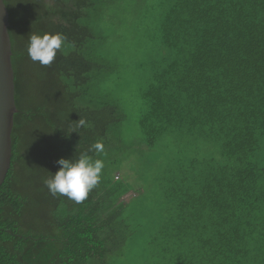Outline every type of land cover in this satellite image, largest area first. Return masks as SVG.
Returning <instances> with one entry per match:
<instances>
[{"label":"trees","instance_id":"1","mask_svg":"<svg viewBox=\"0 0 264 264\" xmlns=\"http://www.w3.org/2000/svg\"><path fill=\"white\" fill-rule=\"evenodd\" d=\"M4 3L18 113L0 188V264H111L140 225L124 199L130 182L118 178L124 115L93 92L115 67L97 21L104 0ZM152 13L164 57L143 93L139 128L168 208L149 245L162 264H264V0H163ZM57 32L67 54L33 62L29 36ZM80 117L90 126L78 128ZM192 137L209 151L157 166L168 140ZM97 141L104 153L92 149ZM82 152L104 160L100 183L81 203L53 197L44 180L60 158Z\"/></svg>","mask_w":264,"mask_h":264},{"label":"rangeland","instance_id":"2","mask_svg":"<svg viewBox=\"0 0 264 264\" xmlns=\"http://www.w3.org/2000/svg\"><path fill=\"white\" fill-rule=\"evenodd\" d=\"M163 0H104L102 22L105 30L101 33L105 40L102 44L111 55V62L115 67L94 85V98L102 97L116 102L124 115L122 126L123 138L117 144L125 153L119 154L125 163L119 166L121 174L130 182L132 192L124 197L135 209L130 217L133 225H140L135 233L123 247L121 256L110 258L111 264H162L154 246L149 245L153 235L158 232L160 223L167 217L168 203L164 195L167 187L166 181L158 179L157 170L153 164L152 155L147 153V147L140 140L139 120L144 113L143 93L150 85L156 65L161 62L164 55L158 49L156 39V19L152 11L160 10ZM159 148V164L163 167L180 153L186 158L194 153H206L207 141L199 138H189L185 143L178 144L168 140ZM200 145L205 151H199ZM137 151H131L132 148ZM140 149L146 151L141 156ZM131 152L126 155V151ZM148 159H151L148 161ZM127 160V161H126ZM168 162V163H169Z\"/></svg>","mask_w":264,"mask_h":264},{"label":"clouds","instance_id":"3","mask_svg":"<svg viewBox=\"0 0 264 264\" xmlns=\"http://www.w3.org/2000/svg\"><path fill=\"white\" fill-rule=\"evenodd\" d=\"M69 46L62 33H33L29 36L27 51L33 62L50 66L58 53L67 54ZM89 126L86 118L80 117L77 121L78 128ZM92 149L98 154L105 151L102 141L95 142ZM56 163L59 165L58 170L54 174L50 173L44 184L53 197L65 196L76 203L87 199L89 193L100 183L105 168L103 159H94L87 152H82L78 158H60Z\"/></svg>","mask_w":264,"mask_h":264},{"label":"water","instance_id":"4","mask_svg":"<svg viewBox=\"0 0 264 264\" xmlns=\"http://www.w3.org/2000/svg\"><path fill=\"white\" fill-rule=\"evenodd\" d=\"M9 27V12L4 0H0V188L11 167L14 117L18 113Z\"/></svg>","mask_w":264,"mask_h":264}]
</instances>
